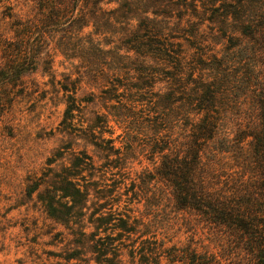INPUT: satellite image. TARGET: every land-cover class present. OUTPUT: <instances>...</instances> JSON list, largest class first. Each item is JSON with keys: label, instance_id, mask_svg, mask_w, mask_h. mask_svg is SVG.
Returning <instances> with one entry per match:
<instances>
[{"label": "rangeland", "instance_id": "374dc122", "mask_svg": "<svg viewBox=\"0 0 264 264\" xmlns=\"http://www.w3.org/2000/svg\"><path fill=\"white\" fill-rule=\"evenodd\" d=\"M124 1L80 0L89 12L93 9L100 16L91 14L89 25L78 29L70 16L54 27L46 26L43 0H0V264H72L75 260L68 262L66 258L74 254H78L80 264H97L90 238L79 241L74 234L76 219L63 224L48 208L54 198H49L47 186L58 190L54 199L58 201L65 195L63 189L69 188L62 181L67 172L80 174L75 180L89 193L84 200L85 222L92 221L87 224L88 233H98V215L92 217L95 210L106 212L105 216L132 214L130 223L136 229L132 236L118 235L120 223L109 219L111 216L104 220L111 223L102 225L110 229L107 233L100 229L97 236L114 232L115 240L108 241L119 249L120 264H183L174 262L170 254L196 251L220 257L226 247L219 234L194 214L178 210L166 200L156 203L152 186L150 191L143 186L141 178L153 172L161 158L154 152L153 131L141 130L134 146L125 148L131 113L117 100L137 112L146 105L128 101L132 95L129 89L113 90L122 79L125 84H138L133 74L125 73L128 62L121 57L125 48L120 36L128 22L136 26L137 16L142 17V10L153 8L154 3L134 0L133 12L120 10L112 15L113 24H108L110 15L106 12ZM67 2L76 6V0ZM180 4L170 7L175 18L164 22V28H171L188 47L187 38L195 40L186 22L192 16L194 21L204 22L200 36L208 41L202 42L215 40L209 20H204L208 15H194L192 6ZM181 13L182 26L188 31L174 26ZM132 15L136 18L128 20ZM217 40L222 39L219 36ZM159 88L161 84L149 87L147 96ZM229 116L222 122V134L233 128ZM180 130L177 126L176 131ZM108 139L122 148L127 159H117L107 149L109 144L104 141ZM84 155L89 157L84 158L85 167L77 172L71 169L75 157ZM228 155L221 154L218 160L219 176L253 183L251 169L240 166L245 161H234ZM142 233L147 235L139 238ZM113 255L109 252L107 256ZM237 258H226L223 264H237ZM113 259L117 264L118 257Z\"/></svg>", "mask_w": 264, "mask_h": 264}, {"label": "trees", "instance_id": "16d2710c", "mask_svg": "<svg viewBox=\"0 0 264 264\" xmlns=\"http://www.w3.org/2000/svg\"><path fill=\"white\" fill-rule=\"evenodd\" d=\"M62 1L43 0L42 8L47 11L44 15L46 26L54 27L70 16L72 23L82 29L89 25L91 14L100 16L93 9L89 12L84 4L78 3L80 0H76L75 7L67 0ZM149 1L154 3L153 8L142 10L140 18L127 16L128 20L136 18L137 24L132 26L128 22L120 36L125 48L121 57L128 62L125 73L133 74L132 78H137L138 84H125L118 77L116 79L121 82L113 90L129 89L132 95L128 101L146 105L137 112L128 103L117 100L131 113L127 117L132 121L126 130L125 148L129 144L134 146L141 130L153 131L154 152H159L161 158L154 171L141 178L143 186L149 191L152 186L156 203L166 200L168 205L194 214L217 232L226 246L220 257L177 251L170 254L171 258L183 264H223L224 259L235 256L238 257L237 264H264V0ZM180 2L192 6L194 15L200 12L208 15L204 20H209L208 27L213 35H217L215 40L208 44L202 42L208 41L200 36L204 22L194 21L192 16L186 22L195 40L187 38L188 47L184 46L180 36L172 34L171 28H164V22L171 23L175 18L170 7L180 6ZM133 3L134 0H125L119 7L107 11L110 15L106 19L108 24H113L115 16L112 15L120 10L133 12ZM177 19L179 22L174 26L188 31L182 26V13ZM219 36L222 40H217ZM156 84H161V88L147 96L146 90ZM228 113L233 128L222 134V122ZM232 114L235 118H231ZM177 126L180 132L176 131ZM104 142L109 144L107 149L117 159H127L122 148L113 144V139ZM221 154H229L228 158L234 161H245L240 166L251 169L252 181H255L249 184L243 178H221L216 168ZM84 158L89 157L76 156L71 169L77 172L85 167ZM79 175L67 172V176L62 177L69 188L63 189L65 195L58 201H54L58 190L47 186L49 198H54L48 208L63 224L76 219L74 234L78 235L79 241L90 238L97 264H114L116 257L120 264L123 260L120 253L116 254L119 249L108 241L115 240L114 232L97 236L100 229L106 233L110 229L109 226L102 227L111 223L104 221L108 216L119 221L117 227L121 231L118 235L132 236L136 233L130 223L133 216L126 214L124 217L116 212L105 216L106 212L95 210L92 217L98 215L95 219L99 223L96 226L98 233H88L87 224L92 221L85 222L84 200H88L89 193L85 185L75 180ZM64 197L71 199L63 201ZM100 206L103 207V203ZM145 235L142 233L139 238ZM109 252L114 254L113 257L107 256ZM66 259L68 262L75 260L72 264H80L81 260L78 254Z\"/></svg>", "mask_w": 264, "mask_h": 264}]
</instances>
